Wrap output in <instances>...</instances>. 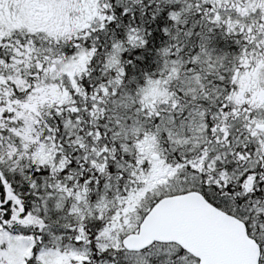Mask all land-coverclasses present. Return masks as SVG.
Masks as SVG:
<instances>
[{
	"label": "snow or ice",
	"instance_id": "1",
	"mask_svg": "<svg viewBox=\"0 0 264 264\" xmlns=\"http://www.w3.org/2000/svg\"><path fill=\"white\" fill-rule=\"evenodd\" d=\"M0 264H264V0H0Z\"/></svg>",
	"mask_w": 264,
	"mask_h": 264
}]
</instances>
